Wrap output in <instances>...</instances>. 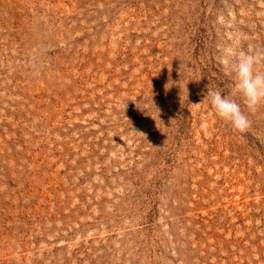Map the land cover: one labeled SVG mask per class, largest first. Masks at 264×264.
Wrapping results in <instances>:
<instances>
[{"label":"rangeland","instance_id":"rangeland-1","mask_svg":"<svg viewBox=\"0 0 264 264\" xmlns=\"http://www.w3.org/2000/svg\"><path fill=\"white\" fill-rule=\"evenodd\" d=\"M233 49L264 52V0H0V264H264Z\"/></svg>","mask_w":264,"mask_h":264},{"label":"clouds","instance_id":"clouds-1","mask_svg":"<svg viewBox=\"0 0 264 264\" xmlns=\"http://www.w3.org/2000/svg\"><path fill=\"white\" fill-rule=\"evenodd\" d=\"M261 64H264V52L255 50L251 53H237L233 49L225 59V66L235 77L236 89L248 113H255L258 107L264 105V71L258 68ZM206 95L210 96V103L217 117L230 123L237 132L244 133L250 128L248 115L235 99L218 90L210 94L207 92Z\"/></svg>","mask_w":264,"mask_h":264}]
</instances>
